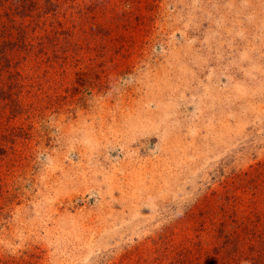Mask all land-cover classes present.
<instances>
[{"label": "rangeland", "instance_id": "obj_1", "mask_svg": "<svg viewBox=\"0 0 264 264\" xmlns=\"http://www.w3.org/2000/svg\"><path fill=\"white\" fill-rule=\"evenodd\" d=\"M0 1V264L264 263V0Z\"/></svg>", "mask_w": 264, "mask_h": 264}, {"label": "trees", "instance_id": "obj_2", "mask_svg": "<svg viewBox=\"0 0 264 264\" xmlns=\"http://www.w3.org/2000/svg\"><path fill=\"white\" fill-rule=\"evenodd\" d=\"M1 2V1H0ZM9 29L11 28V25H8ZM8 28H5V29H0V41H1V37L5 38V35H9L11 33V30H9ZM3 44V43H2ZM263 242H261L260 244H257V246L259 247ZM261 252V251H259ZM205 255L204 257V260H200V259H197V262L194 263V264H234V262L231 260L229 262H226V261H222V260H218V259H213L211 256L206 255L207 253H203ZM243 256V254L241 255ZM245 259V257L243 258ZM252 263L251 264H264L262 261H257L256 260H253L251 261Z\"/></svg>", "mask_w": 264, "mask_h": 264}]
</instances>
